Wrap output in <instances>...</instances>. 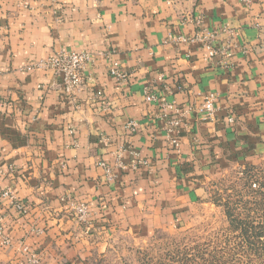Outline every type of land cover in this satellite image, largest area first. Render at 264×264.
Here are the masks:
<instances>
[{"label":"crops","instance_id":"crops-1","mask_svg":"<svg viewBox=\"0 0 264 264\" xmlns=\"http://www.w3.org/2000/svg\"><path fill=\"white\" fill-rule=\"evenodd\" d=\"M61 49L110 58L71 94L38 67ZM263 160L264 0H0V264H93L119 237L186 225L213 178Z\"/></svg>","mask_w":264,"mask_h":264},{"label":"rangeland","instance_id":"rangeland-1","mask_svg":"<svg viewBox=\"0 0 264 264\" xmlns=\"http://www.w3.org/2000/svg\"><path fill=\"white\" fill-rule=\"evenodd\" d=\"M209 184L211 200L186 225L149 240L119 237L109 251L95 255L93 264H264V160L231 165ZM235 218L262 237L249 245L238 224L233 231Z\"/></svg>","mask_w":264,"mask_h":264},{"label":"built area","instance_id":"built-area-1","mask_svg":"<svg viewBox=\"0 0 264 264\" xmlns=\"http://www.w3.org/2000/svg\"><path fill=\"white\" fill-rule=\"evenodd\" d=\"M244 3L249 4L251 0H242ZM213 35H210L209 38H212ZM173 40H180L184 42H188L191 38L180 36L177 38H172ZM204 39H207L206 36H204ZM205 46L210 50V54L216 55L219 51L223 54H228L227 50H219L215 49L212 46V41L208 40V42L205 43ZM108 59L110 58V54L106 55L104 52H89V51H76V50H68V49H61L57 52H55L52 56H50L47 60L39 62L38 67H45L52 69L58 76L61 77L62 84L64 85L67 92L73 94L77 90L82 89L87 85V83L90 81V78L87 77L85 74V68L86 66L94 62L95 60L99 59ZM30 69V67H28ZM109 75L115 78L119 83L125 82L128 80V74L125 72L120 66L117 61L111 62L109 68H108ZM99 96H102V92H98ZM148 101L151 102H157L160 107L164 110H174L178 115L182 114L180 108L174 104L169 103L165 97L160 96L154 92H150L147 95L146 98ZM215 102H216V95L210 94L209 96H206L199 107V113L204 118H213L215 115ZM233 119L230 118V121ZM178 120L175 119L172 121V123H176ZM136 121H131L129 123V128L131 130H135L137 127ZM138 163L136 160H133V166L137 167ZM102 166L105 167L106 175L109 180H112L113 174L111 169L105 164L101 163ZM5 194H8L7 192ZM20 208H23L22 205H19ZM73 208L77 214V217L80 221H87L89 219V210L88 206L85 203L75 204L73 205ZM3 218L0 216V235L3 234Z\"/></svg>","mask_w":264,"mask_h":264},{"label":"trees","instance_id":"trees-1","mask_svg":"<svg viewBox=\"0 0 264 264\" xmlns=\"http://www.w3.org/2000/svg\"><path fill=\"white\" fill-rule=\"evenodd\" d=\"M227 215L229 217H232V213L229 211L227 212ZM231 222L234 224L232 225L233 231H237V227L235 226V223L238 224L239 228H240V236L244 237L245 242H247L249 245L252 246L253 243H255L257 240L255 239L256 237L260 238L262 237V235H258L260 233H256V236L250 234V230H251V225H249L248 223H246L244 220H238L237 218L231 220Z\"/></svg>","mask_w":264,"mask_h":264}]
</instances>
